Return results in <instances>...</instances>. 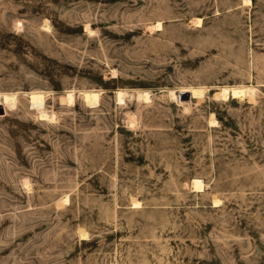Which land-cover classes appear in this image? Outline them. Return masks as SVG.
Returning a JSON list of instances; mask_svg holds the SVG:
<instances>
[{"label": "rangeland", "instance_id": "1", "mask_svg": "<svg viewBox=\"0 0 264 264\" xmlns=\"http://www.w3.org/2000/svg\"><path fill=\"white\" fill-rule=\"evenodd\" d=\"M235 85L256 95L215 97ZM13 93L0 264H264V0H0Z\"/></svg>", "mask_w": 264, "mask_h": 264}, {"label": "bare ground", "instance_id": "2", "mask_svg": "<svg viewBox=\"0 0 264 264\" xmlns=\"http://www.w3.org/2000/svg\"><path fill=\"white\" fill-rule=\"evenodd\" d=\"M202 22H203L202 20L197 19V25L198 26H201ZM13 24L15 26H19L20 22L16 20L13 22ZM159 27H160V24H158V26L155 28L158 29ZM183 92L185 94H188V95L192 94V96L195 99H197L198 97H202V95L204 94L203 93L204 89L203 88H191L190 87L188 89H185ZM79 93H80V96L82 97V99L84 100V102L86 103V105H88L92 108L98 106L99 100H100V96H99L98 92L86 90V91L79 92ZM126 94H127L126 91H117L116 92L117 101L119 104L122 105L124 103V98H125ZM137 95H138L137 99L140 100L141 102H142V100L149 102L151 99V95L146 91L137 92ZM255 95H256V90L253 86L235 85L233 87H221L219 89V91H217L215 97L220 98L223 101H228V100L229 101L230 100H232V101L233 100L243 101L245 99H251L252 100V98ZM24 96H25V94H24ZM26 96L29 99L31 108L37 112L40 119L50 121V119L52 120L55 118V116L53 114L49 116V115H47V112L45 111L44 104H45L46 98H45L44 93L39 92V91H31L28 94L26 93ZM0 97L2 99H4L5 104L9 108H13L16 105L17 100H18L16 93L0 94ZM1 98H0V100H1ZM74 99H75V97H74L73 93L68 92L64 97H62L61 101L64 103L66 102V103L72 104L74 102ZM0 105H2V104H0ZM210 124L215 126V124H216L215 119L214 120L212 119L210 121ZM190 185H191L192 191L195 193H199V192L204 191L205 187H206L200 179L199 180L193 179ZM63 202H67V200H65V201L63 200ZM214 203H215L216 207L219 204L218 201L217 202L214 201ZM133 205L135 208L141 207L139 205V203H137V202H134ZM82 237H85V235H82Z\"/></svg>", "mask_w": 264, "mask_h": 264}]
</instances>
